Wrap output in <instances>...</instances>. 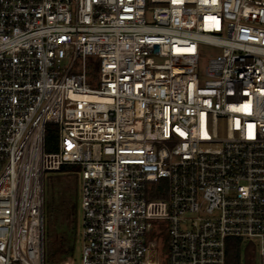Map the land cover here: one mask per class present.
I'll use <instances>...</instances> for the list:
<instances>
[{"label": "built area", "instance_id": "2783aa9c", "mask_svg": "<svg viewBox=\"0 0 264 264\" xmlns=\"http://www.w3.org/2000/svg\"><path fill=\"white\" fill-rule=\"evenodd\" d=\"M66 165L81 264H225L230 237L264 264V0H0V264H45Z\"/></svg>", "mask_w": 264, "mask_h": 264}, {"label": "trees", "instance_id": "16d2710c", "mask_svg": "<svg viewBox=\"0 0 264 264\" xmlns=\"http://www.w3.org/2000/svg\"><path fill=\"white\" fill-rule=\"evenodd\" d=\"M89 69L95 68L97 61L90 58L88 60ZM58 150V126L54 123H48L45 127V151L55 152ZM81 168L78 166L66 165L59 171L53 173L57 174L58 181L52 193L50 201L45 200V182H44V217L45 214L52 215L56 224L58 225L59 232L57 233L56 240V253L54 255L68 254L70 251L67 246V229L64 222L62 227L59 225L62 218L69 219V217H77L78 211V180ZM74 178L75 181L71 187L67 185V200L61 205L56 203L57 185L63 184L65 179ZM54 213V214H53ZM76 224V223H75ZM46 234V230H45ZM259 247L258 243L253 240H245L239 237H230L226 243V263L225 264H259L258 262ZM260 257V254H259ZM49 258V250H45V260Z\"/></svg>", "mask_w": 264, "mask_h": 264}, {"label": "rangeland", "instance_id": "374dc122", "mask_svg": "<svg viewBox=\"0 0 264 264\" xmlns=\"http://www.w3.org/2000/svg\"><path fill=\"white\" fill-rule=\"evenodd\" d=\"M149 18L151 19V14H149ZM199 79H200V86H204L205 81V69L208 64V61L211 56H215L220 53V49L214 48L208 45H200L199 47ZM80 62L77 61L75 68H79ZM76 72V70H74ZM80 175V174H79ZM58 181V177L56 173L53 172H47L45 175V200L46 202L50 201L52 197V193L54 191V188L56 186V182ZM75 179L69 178L65 179L63 184L57 185V193L55 195L56 197V203L58 205H61L64 200H67L66 194H67V185L71 187L73 186ZM81 178L79 176L78 180V211H77V217H69V219H65L63 217L60 221V226L62 227L63 223H66V229H67V246H69L70 251L68 254L64 255H54L56 253V240H57V233L59 232L58 225L56 224V221L54 218H52V215L45 214V250H49V258H46L45 264H81L82 261V211L80 206L81 201ZM54 214V213H53ZM76 223V224H75ZM258 262L261 264V258L258 254Z\"/></svg>", "mask_w": 264, "mask_h": 264}, {"label": "bare ground", "instance_id": "6f19581e", "mask_svg": "<svg viewBox=\"0 0 264 264\" xmlns=\"http://www.w3.org/2000/svg\"><path fill=\"white\" fill-rule=\"evenodd\" d=\"M86 98H89V99H91L92 97H89V96H87Z\"/></svg>", "mask_w": 264, "mask_h": 264}]
</instances>
